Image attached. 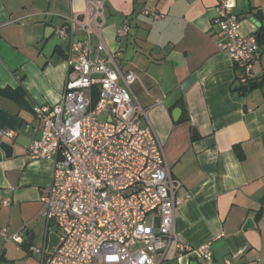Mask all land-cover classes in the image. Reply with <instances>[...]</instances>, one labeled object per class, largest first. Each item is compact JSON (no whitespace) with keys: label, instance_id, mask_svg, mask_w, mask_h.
<instances>
[{"label":"crops","instance_id":"crops-1","mask_svg":"<svg viewBox=\"0 0 264 264\" xmlns=\"http://www.w3.org/2000/svg\"><path fill=\"white\" fill-rule=\"evenodd\" d=\"M234 1L241 33L256 35L264 0ZM106 7L107 44L120 59L128 55L120 66L137 73L134 95L182 181L176 233L192 247L210 242L216 264H264V36L253 64L257 86L245 91L241 70L217 46V0H107ZM85 11L86 0H0V132L13 133L0 143L14 149L10 157L0 149V228L24 231L19 241L0 235V264H46L33 248L48 251L58 231L41 201L55 162L28 152L42 128L33 108L61 100L70 66L57 28ZM127 21L129 33L118 36ZM17 88L24 104L1 91ZM161 264H198V257L173 245Z\"/></svg>","mask_w":264,"mask_h":264},{"label":"built area","instance_id":"built-area-1","mask_svg":"<svg viewBox=\"0 0 264 264\" xmlns=\"http://www.w3.org/2000/svg\"><path fill=\"white\" fill-rule=\"evenodd\" d=\"M106 1L86 0L83 20L73 14L57 28L68 43L63 94L57 104L33 108L42 128L28 152L34 160L55 162L41 201L43 215L59 235L54 253L46 247L33 252L47 257L46 264H161L175 245L194 252L198 264H216L210 242L192 247L175 231L185 200L177 194L182 181L172 175L147 109L134 95L137 73L121 68V52L102 35ZM217 1L214 25L222 34L217 46L230 54L241 70V84L249 87L257 78L258 40L241 33L234 0ZM130 27L127 21L118 36H126ZM4 133L13 136L11 131L0 136ZM23 232L0 228L5 243L19 241Z\"/></svg>","mask_w":264,"mask_h":264},{"label":"water","instance_id":"water-1","mask_svg":"<svg viewBox=\"0 0 264 264\" xmlns=\"http://www.w3.org/2000/svg\"><path fill=\"white\" fill-rule=\"evenodd\" d=\"M84 16H85L84 14H79L78 15L80 20H83ZM256 86H257V83L254 82L249 87H247L245 89V91H248L251 88H255ZM175 115H177V113H175ZM193 132H194V138H197V136H198L197 129H194ZM0 149L5 152V155L7 157H10L11 155H13V152H14L13 145H11V144H9L7 142H1L0 143ZM248 223H250V224L253 223V220L250 219ZM58 243H59V235H58V233H56V232L50 233V241H49L48 251L50 253H54L55 252V248L57 247Z\"/></svg>","mask_w":264,"mask_h":264},{"label":"trees","instance_id":"trees-1","mask_svg":"<svg viewBox=\"0 0 264 264\" xmlns=\"http://www.w3.org/2000/svg\"><path fill=\"white\" fill-rule=\"evenodd\" d=\"M259 15V13H257V16ZM264 36V26L262 25L260 27V29L258 30V32L256 33V38L258 40V43H260L261 38ZM4 93H8L9 96L13 97L14 100L20 102L21 104L25 103V91L23 89L17 88V89H5V90H1ZM9 91V92H8Z\"/></svg>","mask_w":264,"mask_h":264},{"label":"rangeland","instance_id":"rangeland-1","mask_svg":"<svg viewBox=\"0 0 264 264\" xmlns=\"http://www.w3.org/2000/svg\"><path fill=\"white\" fill-rule=\"evenodd\" d=\"M109 23H110V21L108 20V12H107V7H106V22H105V24L108 26ZM104 26H105V25H104ZM102 35H103L104 39L106 40L104 30L102 31ZM106 42H107V41H106ZM108 46H109V45H108ZM127 56H128V55L124 56V57L121 58V59L118 58L119 63H120V64L125 63V61H126V59H127ZM105 117H106V112L102 115L101 120H104Z\"/></svg>","mask_w":264,"mask_h":264}]
</instances>
